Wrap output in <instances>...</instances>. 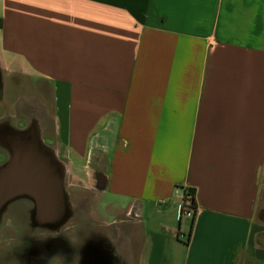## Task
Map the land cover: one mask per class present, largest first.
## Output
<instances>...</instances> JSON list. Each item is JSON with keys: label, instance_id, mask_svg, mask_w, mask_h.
Instances as JSON below:
<instances>
[{"label": "crops", "instance_id": "0c3cea01", "mask_svg": "<svg viewBox=\"0 0 264 264\" xmlns=\"http://www.w3.org/2000/svg\"><path fill=\"white\" fill-rule=\"evenodd\" d=\"M1 11L5 96L35 101L68 173L100 175V227L128 264H264V0Z\"/></svg>", "mask_w": 264, "mask_h": 264}, {"label": "water", "instance_id": "95a60500", "mask_svg": "<svg viewBox=\"0 0 264 264\" xmlns=\"http://www.w3.org/2000/svg\"><path fill=\"white\" fill-rule=\"evenodd\" d=\"M42 129L36 117L24 128L12 117L0 120V149L8 154L0 165V228L17 200L30 201L33 225L51 233H59L76 215L66 189L67 164L45 143Z\"/></svg>", "mask_w": 264, "mask_h": 264}, {"label": "flooded vegetation", "instance_id": "af4514ba", "mask_svg": "<svg viewBox=\"0 0 264 264\" xmlns=\"http://www.w3.org/2000/svg\"><path fill=\"white\" fill-rule=\"evenodd\" d=\"M0 102L2 109L5 106L8 109L1 74ZM39 113L34 101L32 105L23 106L19 116L9 113L2 117H12L18 127L24 128ZM96 176L101 182L100 175ZM69 198L72 206L78 210L70 194ZM33 208L34 205L27 200H17L8 206L0 229L3 230L5 226L10 228L11 233L6 235V239L11 241V245L5 250L0 264H128L124 252L117 247L119 242H110L99 225L74 218L59 233H51L33 225Z\"/></svg>", "mask_w": 264, "mask_h": 264}, {"label": "rangeland", "instance_id": "374dc122", "mask_svg": "<svg viewBox=\"0 0 264 264\" xmlns=\"http://www.w3.org/2000/svg\"><path fill=\"white\" fill-rule=\"evenodd\" d=\"M1 19H2V11H1V0H0V21ZM6 86L7 88L8 87L9 88L13 87L15 89L20 88L19 83L17 84L13 83V85H8L7 83ZM13 92L17 93L19 97H16V95L14 94L13 98H9L8 97L10 94L9 92L7 93V96H5V102L8 105L7 110L12 112L13 115L19 116L20 110L22 108L21 107L22 99L20 98V93L18 91L14 90ZM2 105L3 104H1L0 102V120L4 118H8V117H2L4 116V112H5L4 109L7 108V106H5L6 108L4 107V109H2ZM7 159H8V154L0 149V165L4 164L7 161ZM96 175L99 174L95 170L94 171L92 170L91 173L88 172L84 174L82 173L81 177L78 178H75L73 174L69 173L67 178V187H68L67 192H69V194L72 196V200L74 201V203L78 205V210L72 206L76 213L74 218H78L87 224H97L101 226L102 221H109L114 217V215L111 213V211H106L105 209L104 203L102 201L101 182ZM263 199H264V191H263ZM79 206L81 207V209L79 208ZM116 216L117 218H119L120 214ZM0 232H1L0 262H2L5 250H7L11 245V241L6 239L7 238L6 235L11 233V230L9 227L5 226L4 229L1 230Z\"/></svg>", "mask_w": 264, "mask_h": 264}, {"label": "built area", "instance_id": "2783aa9c", "mask_svg": "<svg viewBox=\"0 0 264 264\" xmlns=\"http://www.w3.org/2000/svg\"><path fill=\"white\" fill-rule=\"evenodd\" d=\"M191 200H192V195L187 194L185 196V200H184L182 207H181V213H182V215H184L186 217H193L194 216V210L190 209Z\"/></svg>", "mask_w": 264, "mask_h": 264}, {"label": "trees", "instance_id": "16d2710c", "mask_svg": "<svg viewBox=\"0 0 264 264\" xmlns=\"http://www.w3.org/2000/svg\"><path fill=\"white\" fill-rule=\"evenodd\" d=\"M187 194H190L192 195V200H191V204H190V209L194 210V213H195V210H196V202H195V191L190 189V190H187L185 191V196ZM194 217V216H193ZM262 218L264 219V212L262 214Z\"/></svg>", "mask_w": 264, "mask_h": 264}]
</instances>
